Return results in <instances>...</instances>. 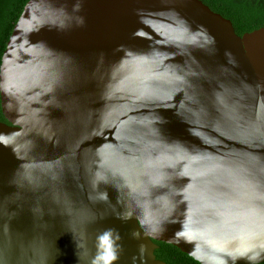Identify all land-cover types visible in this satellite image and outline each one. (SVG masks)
<instances>
[{
    "label": "water",
    "instance_id": "obj_1",
    "mask_svg": "<svg viewBox=\"0 0 264 264\" xmlns=\"http://www.w3.org/2000/svg\"><path fill=\"white\" fill-rule=\"evenodd\" d=\"M0 264L264 263V28L200 0H30L0 64Z\"/></svg>",
    "mask_w": 264,
    "mask_h": 264
},
{
    "label": "trees",
    "instance_id": "obj_2",
    "mask_svg": "<svg viewBox=\"0 0 264 264\" xmlns=\"http://www.w3.org/2000/svg\"><path fill=\"white\" fill-rule=\"evenodd\" d=\"M30 0H0V64L7 42L25 5ZM212 12L229 20L239 37L264 28V0H200ZM0 122L6 123L1 111ZM157 260L165 264H199L177 248L155 242ZM264 264V263H262Z\"/></svg>",
    "mask_w": 264,
    "mask_h": 264
}]
</instances>
